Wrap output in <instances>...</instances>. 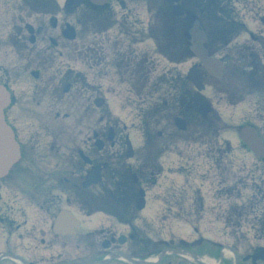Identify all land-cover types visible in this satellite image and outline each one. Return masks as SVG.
<instances>
[{
    "label": "flooded vegetation",
    "instance_id": "flooded-vegetation-1",
    "mask_svg": "<svg viewBox=\"0 0 264 264\" xmlns=\"http://www.w3.org/2000/svg\"><path fill=\"white\" fill-rule=\"evenodd\" d=\"M134 3V0H108L102 6L85 0L80 6L82 21L98 20L95 33L98 35L93 41L89 30H83L78 37L83 43L80 45L70 46L69 41H64L55 49L46 47L44 39H37L31 47L16 44L9 48L8 59L29 63L0 66V83L11 87L13 82L16 86L5 117L21 154L12 171L0 180V264L60 263L70 256L72 245L84 247V263H95L115 253L134 257L136 247L144 257L162 255L159 264H206L196 257L214 260L216 264H264L253 260L252 249L245 254L237 249L261 246L263 237L249 239L248 234H242V238H236L240 235L226 229L210 238L204 235L198 240L178 238L177 243L176 227L182 222L183 213L187 220L198 223L207 214L218 213L215 222L221 228L222 207L232 197L245 195L237 188L249 182L239 179L232 187L227 170L230 161L225 164L224 151L211 149L209 158L201 160L207 173L199 174L198 160L184 159L188 153L187 150L184 153L181 145L173 150L167 141L146 142L142 165L136 166L127 160V143L117 141L116 136L114 142L107 143L108 132L102 130L101 120L93 122L91 103L103 97V81L110 65L115 69L123 67L129 54L138 61L145 60L144 53L136 50L140 35L143 42L148 40L144 31L133 30L136 18L130 7ZM263 3V0H178V4H171L162 0L158 20L174 24L161 41L163 56L181 65L183 50L190 54L186 35L193 20L198 18L202 22L208 36L207 46L214 37L211 29L223 24L226 31L221 35L227 38L224 53L230 58L225 76H244L240 69L248 68L247 84L253 85V76L261 73L257 60L264 37L255 36V30L248 29L247 22L263 13ZM176 6L183 9V17L175 16ZM259 21L262 23V18ZM242 50L248 52L253 63L242 64ZM59 58L63 59V65L57 62ZM191 61L198 66L195 58ZM32 65L37 68H31ZM141 69L134 73L138 80ZM28 71L37 72V78L24 80ZM76 106L81 109V116L78 125L71 127V113ZM208 130L216 134V128ZM97 141L103 142L102 149L96 146ZM93 171H100L101 180L89 185ZM249 179L255 184L256 176ZM142 189L146 192V210L157 208L150 207L152 199L159 200L161 205L158 214L166 226L157 239H151L144 212L130 206ZM62 212L79 218L81 225L74 235H57L56 220ZM180 252L193 254L190 256L194 259ZM77 259L83 261L82 255Z\"/></svg>",
    "mask_w": 264,
    "mask_h": 264
},
{
    "label": "rangeland",
    "instance_id": "rangeland-1",
    "mask_svg": "<svg viewBox=\"0 0 264 264\" xmlns=\"http://www.w3.org/2000/svg\"><path fill=\"white\" fill-rule=\"evenodd\" d=\"M142 20L145 22L144 26L147 25L146 18H142ZM141 29V27H139ZM151 54L154 53V48L152 45H150ZM3 52L5 50H2ZM159 62V61H157ZM160 67V66H159ZM187 70V66H184L181 68L180 71H177V74L179 75L184 74ZM173 71V69L168 70H162L159 68V70H156V73L161 75L164 72ZM175 75V74H173ZM113 87L117 90L118 95L107 96V104L102 109L101 116L104 120L103 123V129L107 127H117V133L118 137H124L126 134H129L132 139L134 140L135 144L139 146L141 144V138L138 133V127H137V120H136V105L133 103V101H125L122 98V95H120L119 91L122 90L121 88H117V86L113 85ZM206 95L212 96L215 95L212 89L208 90ZM218 99H212L211 102H213L214 107L219 111L223 112L224 117H228L230 113L234 112L233 115L236 116V121L229 123L228 120H226L229 124H232L233 126L240 125L239 123L244 122L245 120H248V122H251L253 124H256L260 126L261 133L264 136V122L259 118L261 115H263L264 118V100H254L252 97H246L244 102H241L237 105V107L232 108V105H229V102L225 103H219L217 102ZM234 106V105H233ZM235 109V110H234ZM234 110V111H233ZM128 126L129 128L124 131L122 130L123 126ZM243 169H249L250 166L247 164V166H242ZM255 175H264V164H258L256 165V171L254 173ZM156 227V225H155Z\"/></svg>",
    "mask_w": 264,
    "mask_h": 264
},
{
    "label": "water",
    "instance_id": "water-1",
    "mask_svg": "<svg viewBox=\"0 0 264 264\" xmlns=\"http://www.w3.org/2000/svg\"><path fill=\"white\" fill-rule=\"evenodd\" d=\"M8 102H9L8 95L5 93V91L2 88H0V175L4 171L8 170V166L3 165L5 159V156L3 155V149L5 148L4 145H6V143L10 141V137H9L10 135L2 119V112L5 109V107H7Z\"/></svg>",
    "mask_w": 264,
    "mask_h": 264
}]
</instances>
